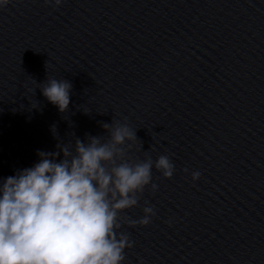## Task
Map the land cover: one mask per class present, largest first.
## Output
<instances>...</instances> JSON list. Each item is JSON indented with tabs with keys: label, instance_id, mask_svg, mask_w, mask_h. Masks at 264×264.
I'll list each match as a JSON object with an SVG mask.
<instances>
[{
	"label": "clouds",
	"instance_id": "obj_1",
	"mask_svg": "<svg viewBox=\"0 0 264 264\" xmlns=\"http://www.w3.org/2000/svg\"><path fill=\"white\" fill-rule=\"evenodd\" d=\"M44 2L59 7L64 0ZM10 3L0 0V8ZM42 85L47 100L65 112L72 84L53 78ZM103 128L107 140L88 135L86 141L58 144L57 152L38 151L34 166L0 184V264H123L134 241L122 225L147 226L156 213L147 201L139 220L122 213L138 206L150 184L157 190L153 166L167 179L175 166L167 155L155 162L127 158L124 145L137 140L136 132L119 121ZM191 175L197 181L201 174Z\"/></svg>",
	"mask_w": 264,
	"mask_h": 264
},
{
	"label": "water",
	"instance_id": "obj_2",
	"mask_svg": "<svg viewBox=\"0 0 264 264\" xmlns=\"http://www.w3.org/2000/svg\"><path fill=\"white\" fill-rule=\"evenodd\" d=\"M121 1L64 0L54 7L44 0H11L0 8V133L42 93L47 79L60 75Z\"/></svg>",
	"mask_w": 264,
	"mask_h": 264
}]
</instances>
